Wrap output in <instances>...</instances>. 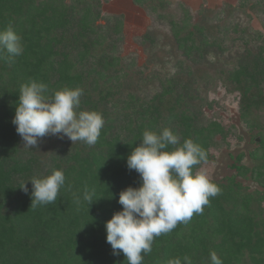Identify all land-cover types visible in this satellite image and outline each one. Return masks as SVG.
<instances>
[{
	"label": "trees",
	"instance_id": "1",
	"mask_svg": "<svg viewBox=\"0 0 264 264\" xmlns=\"http://www.w3.org/2000/svg\"><path fill=\"white\" fill-rule=\"evenodd\" d=\"M133 1L159 17L169 3ZM184 9L169 22L172 37L159 67L156 31L139 38L148 60L122 55L123 17L104 13L100 0H0V30L11 25L24 47L14 62L0 60V264H128L122 253L113 255L105 229L122 210L120 192L140 185L128 156L146 130L167 128L180 145L166 150L191 139L206 162L215 159L217 141L230 145L235 127L214 111L217 93L235 98L229 111L250 132L251 160L244 162V151L234 156L231 174L210 179L220 193L187 224L156 237L142 264L184 256L212 264L213 251L222 264H264V22L252 23L264 16V0L203 7L199 17ZM33 80L47 86L49 97L83 89L79 110L105 121L94 146L55 135L38 149L22 145L12 120L21 85ZM55 170L66 177L57 201L31 208L30 180ZM25 181L27 193L20 188ZM85 189L95 192L91 205Z\"/></svg>",
	"mask_w": 264,
	"mask_h": 264
},
{
	"label": "clouds",
	"instance_id": "2",
	"mask_svg": "<svg viewBox=\"0 0 264 264\" xmlns=\"http://www.w3.org/2000/svg\"><path fill=\"white\" fill-rule=\"evenodd\" d=\"M23 52L22 37L11 25L0 30V60L14 62ZM46 93L44 83L33 80L21 85L12 123L22 145L38 149L44 137L55 135L67 137L72 144L81 141L94 146L105 121L96 111L79 110L83 89L63 88L51 97ZM176 145H180V138L170 129L165 128L160 134L146 130L140 145L127 158V168L139 174L140 185L120 192L118 203L122 210L105 222V229L113 255L122 253L128 264H142V254L151 253L156 237L170 233L179 223L187 224L194 214L203 212L210 197L221 191L205 172L193 171L194 166L206 162L205 150L191 139L174 150H166ZM30 181L33 185L30 207L36 208L57 201L66 177L62 170H55L47 177ZM20 188L28 192L26 181ZM94 195V190L85 189L83 200L91 205ZM210 259L212 264H222L214 251ZM182 260L183 264H192L189 256L169 259L167 264H182Z\"/></svg>",
	"mask_w": 264,
	"mask_h": 264
},
{
	"label": "rangeland",
	"instance_id": "3",
	"mask_svg": "<svg viewBox=\"0 0 264 264\" xmlns=\"http://www.w3.org/2000/svg\"><path fill=\"white\" fill-rule=\"evenodd\" d=\"M238 1L239 0H169L165 15L159 17L154 11L147 10L144 6L135 3L133 0H100L104 13L123 17L122 55H136L140 64L148 60L149 50L147 51L145 46L139 42V38L151 29L156 31V42L157 45L159 44L160 46L154 49V53L158 55L153 60L155 65L159 67H161L163 63V60L160 58H164L168 53L167 50H161V48L164 45L167 46L172 37L169 22L171 19L182 15V13L185 12L184 8H188L194 17H199V13L203 7L215 10L222 7L225 3L236 5ZM250 3H253V0H250ZM263 22L264 16L256 14L252 23L255 27L262 28L261 24ZM217 96L221 100H219V104L215 105L214 111L220 112V118L225 123H232L235 127L233 135L229 138L231 144L227 145L222 139H220V141L218 140L214 148L215 159L204 163L201 169L210 179H219L231 174L233 158L242 151L246 154L244 162H250L251 159L248 154L254 146L249 130L238 122L237 114L233 113V111H229L231 107L237 105L235 98L218 93ZM48 137L49 136L44 137V142L47 141Z\"/></svg>",
	"mask_w": 264,
	"mask_h": 264
}]
</instances>
